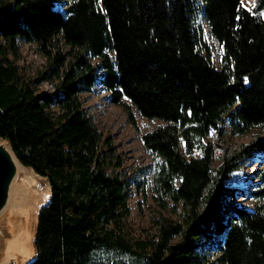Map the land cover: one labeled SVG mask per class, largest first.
I'll use <instances>...</instances> for the list:
<instances>
[{
	"label": "trees",
	"instance_id": "obj_1",
	"mask_svg": "<svg viewBox=\"0 0 264 264\" xmlns=\"http://www.w3.org/2000/svg\"><path fill=\"white\" fill-rule=\"evenodd\" d=\"M23 42L45 57L35 74L17 63ZM96 86L136 130L138 114L162 121L141 134L161 162L145 239L130 228L124 154L84 105ZM226 123L264 128V0H0V137L52 185L31 264H264V135L228 143L214 166L204 141ZM257 155L256 191L226 184Z\"/></svg>",
	"mask_w": 264,
	"mask_h": 264
},
{
	"label": "rangeland",
	"instance_id": "obj_2",
	"mask_svg": "<svg viewBox=\"0 0 264 264\" xmlns=\"http://www.w3.org/2000/svg\"><path fill=\"white\" fill-rule=\"evenodd\" d=\"M244 7L253 9L255 0H243ZM209 38V37H208ZM209 44L212 47L213 59L218 65L222 57L221 46L209 38ZM21 58L18 64L26 68L28 74H35L42 69L45 64V57L36 49V45L23 42L21 44ZM39 92H50L53 90L50 83H43L38 87ZM84 105L88 114L93 117L94 121L102 130L111 134L118 145V149L124 154V170L132 173L130 176V196L129 206L131 208L130 228L132 235L138 239H145L147 231L151 228V212L157 206L154 199L153 180L156 172L160 167V160L148 151L141 134L149 131L162 124L158 119H146L137 115L139 130H136L129 122L124 110L110 103L108 93L96 86L92 91L82 94ZM224 137L219 136L216 132H212L205 143L211 142L215 148L213 165L217 166L221 163L225 146L229 144L240 145L248 143L256 136L264 135V128H254L247 134H233L228 123L224 126ZM202 150L197 147L192 154L187 157L201 156ZM260 156L257 155L245 162L243 167L228 176L226 184L239 189H246L251 194L257 190L256 184L259 170L262 168L260 164ZM230 201H233L230 199ZM234 202L252 210L255 207L256 200L252 196H244L239 192L234 198ZM167 217L174 220H181V208H174L170 204L167 209L163 210ZM178 238L175 239L177 241ZM209 248V247H208ZM209 255H213L216 251L214 248L206 250Z\"/></svg>",
	"mask_w": 264,
	"mask_h": 264
},
{
	"label": "water",
	"instance_id": "obj_3",
	"mask_svg": "<svg viewBox=\"0 0 264 264\" xmlns=\"http://www.w3.org/2000/svg\"><path fill=\"white\" fill-rule=\"evenodd\" d=\"M32 192H44L45 200L38 206L36 213L32 236L33 257L21 263L16 258L8 257V247L17 233L19 206H22L24 196ZM51 197L50 179L38 173L32 166L22 163L11 143L0 137V264H4L9 258L7 264H31L35 260L40 213L50 203Z\"/></svg>",
	"mask_w": 264,
	"mask_h": 264
},
{
	"label": "bare ground",
	"instance_id": "obj_4",
	"mask_svg": "<svg viewBox=\"0 0 264 264\" xmlns=\"http://www.w3.org/2000/svg\"><path fill=\"white\" fill-rule=\"evenodd\" d=\"M44 192L29 193L24 196L22 206H19L17 233L8 247V257L16 258L18 262H26L33 257L32 236L38 206L45 200ZM7 260L4 264H7ZM19 259V260H18Z\"/></svg>",
	"mask_w": 264,
	"mask_h": 264
}]
</instances>
